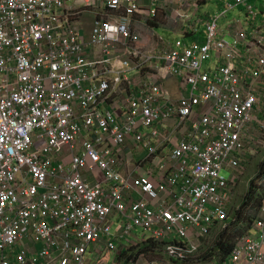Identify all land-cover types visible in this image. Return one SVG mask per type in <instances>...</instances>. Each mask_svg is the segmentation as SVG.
Returning a JSON list of instances; mask_svg holds the SVG:
<instances>
[{"label": "built area", "instance_id": "2783aa9c", "mask_svg": "<svg viewBox=\"0 0 264 264\" xmlns=\"http://www.w3.org/2000/svg\"><path fill=\"white\" fill-rule=\"evenodd\" d=\"M256 8L0 0V264H108L149 240L165 257L136 264H186L226 231L264 119ZM209 264H264V200Z\"/></svg>", "mask_w": 264, "mask_h": 264}, {"label": "rangeland", "instance_id": "374dc122", "mask_svg": "<svg viewBox=\"0 0 264 264\" xmlns=\"http://www.w3.org/2000/svg\"><path fill=\"white\" fill-rule=\"evenodd\" d=\"M256 8V10L263 9V12H260V18L264 17V0H250ZM207 9V8H206ZM211 8V11H216ZM237 10L230 13L228 16L232 17ZM226 18L219 21V25L224 24ZM92 22V17H85L84 23L87 27H89ZM157 33L162 34L167 40L173 41L175 39V35L165 27H158L155 29ZM228 39H231L227 37ZM170 86H172L171 81L169 82ZM264 118V109L261 115V118ZM227 178L230 177L231 172L228 169H225L222 172ZM236 180L232 187V198H231V208H230V222L235 221L238 218L237 210L241 209L242 216L248 217L251 214H256V217L260 213V208L257 204V198L260 197V194H264V119H262V123L257 128L253 137L247 145V150L245 156L243 157V161L241 167L238 171L235 172ZM254 181L255 194L251 198H248L246 202L243 203L247 192L250 189L251 182ZM264 200V198H263ZM262 200V202H263ZM262 205V204H261ZM243 221H240L236 224H230L229 228L225 231L227 236L232 235V239H234L236 234L234 230L238 227H242ZM221 229H213L210 234L203 238V244L200 247L196 256L186 264H209L212 262L214 257H208L204 260H200L203 256L210 251L212 247L215 246L218 237L220 236ZM136 233V232H135ZM122 245V244H121ZM149 243H145L141 246L140 249H135L125 247L124 245L119 246V249L113 254H107L108 264H136L139 253L142 249L148 246ZM154 246V245H151ZM132 250L131 253L126 254L123 257H119L120 251ZM145 255L141 257V259L152 260V259H163L165 257L163 252V244L162 242H158L154 248H151L147 251H143ZM216 255L219 256L218 251H216ZM218 258V257H217Z\"/></svg>", "mask_w": 264, "mask_h": 264}, {"label": "trees", "instance_id": "16d2710c", "mask_svg": "<svg viewBox=\"0 0 264 264\" xmlns=\"http://www.w3.org/2000/svg\"><path fill=\"white\" fill-rule=\"evenodd\" d=\"M254 194H255V188H254V181L252 180L250 189L247 192L243 203L246 202L247 200H249L248 198H251L252 196H254ZM263 198H264V194H262V193L260 194V197L257 198V204H258L259 208L261 207ZM237 214H238V218L235 221H232L231 224H236V223H238L240 221H243V224H245V225L235 229L233 234L242 233L245 229H247V227L256 218V214H251L248 217L242 216L241 209L237 210ZM226 236H227V233L224 230H222V232L220 233V236L218 237V239L216 241L215 246L212 247L210 249V251L208 253H206L203 256V258L200 259V260H204V259H206V258H208L210 256H211V258L216 256V257H218L220 259H224L228 255V253L230 252V249H231V246H232V242H233L232 235H230L228 237H226ZM148 243H149V245L146 246L144 249H142L140 252L147 251V250H149L151 248H154L157 245L155 242H153L151 240H149ZM151 245H154V246H151ZM129 251H132V250H129ZM129 251H123L122 250V251H120V254L118 256L119 257H123L126 254H128ZM216 251H218V254L220 253L219 256L216 255ZM176 264H180V263H176Z\"/></svg>", "mask_w": 264, "mask_h": 264}]
</instances>
